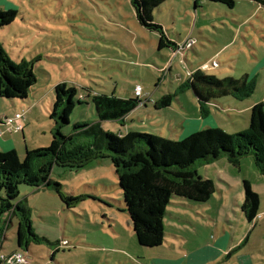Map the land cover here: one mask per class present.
Segmentation results:
<instances>
[{
	"label": "rangeland",
	"instance_id": "rangeland-1",
	"mask_svg": "<svg viewBox=\"0 0 264 264\" xmlns=\"http://www.w3.org/2000/svg\"><path fill=\"white\" fill-rule=\"evenodd\" d=\"M132 1L0 0V11H17L15 21L0 28V43L14 63H33L37 80L25 100L0 97V120L23 115V134L0 123V141L12 140L21 161L26 146L50 145L54 87L61 83L75 87L83 99L62 128L65 135L76 123L97 121L93 95L128 99L136 86L147 106L128 114L125 125L104 122L105 131L178 141L207 128L227 135L247 130V107L264 104V7L248 0H235L234 8L207 0H166L152 12L154 23L178 47L192 43L175 55L172 46L158 49L159 34L138 23ZM196 69L219 79L248 75L255 79V91L245 100L217 99L210 115L202 117L192 91L180 88ZM163 96L173 97L172 106L156 109ZM195 167L197 175L214 180L212 199L203 207L172 199L163 247L143 248L135 239L110 158H96L81 169L57 164L51 179L60 193L45 187L33 195L34 188L20 186L17 201L27 207L33 233L41 238L20 251L26 258L32 253L38 264H264V176L253 157L244 156L238 167L226 157ZM244 179L260 193L259 214L252 222L241 210ZM80 195L97 200L64 201ZM110 202L113 210L107 207ZM2 218L9 220L8 215ZM17 221L13 216L11 228H3L9 240L1 255L16 246Z\"/></svg>",
	"mask_w": 264,
	"mask_h": 264
},
{
	"label": "trees",
	"instance_id": "trees-1",
	"mask_svg": "<svg viewBox=\"0 0 264 264\" xmlns=\"http://www.w3.org/2000/svg\"><path fill=\"white\" fill-rule=\"evenodd\" d=\"M166 0H133L132 5L138 23L149 31L159 34L158 49L176 44L167 38L163 27L154 23L152 12ZM234 8L235 0H207ZM264 7V0H248ZM17 11H0V28L12 24ZM33 63H14L0 43V97L6 100H25L36 84ZM181 91L191 90L196 98L201 115L207 117L216 100L232 97L245 100L255 91V79L243 75L219 79L197 69L189 74L180 85ZM55 99L50 119L55 127L48 147L30 149L21 161L15 149L0 152V226L2 216L13 214L18 218L17 244L28 249L30 243L40 239L33 233L29 211L22 201H17L21 185L31 188L54 187L60 193V185L53 183L51 172L55 165L85 168L96 158L107 157L116 167L125 210L132 223L137 243L146 248L163 245L164 218L172 199H184L201 206L207 205L215 193L216 186L211 179L197 175L196 165L214 162L226 157L238 167L240 159L251 155L260 175L264 176V104H256L249 111V124L245 132L227 135L217 129L196 131L182 140L174 141L149 133L129 131L116 135L105 131L104 122H123L125 117L138 106L146 105L135 95L123 99L115 95H93L97 121L76 123L69 135L62 128L69 124L70 115L76 104H82L75 87L65 83L54 87ZM171 96H163L155 102L156 109L172 105ZM4 119L0 120L4 124ZM24 129V128H23ZM22 134L24 130L21 131ZM244 202L241 210L252 222L259 214L260 196L248 180L243 181ZM97 200L95 196H65L64 201L80 202ZM113 205V204H109ZM70 206V205H69ZM124 211V210H123ZM0 229V247L4 241Z\"/></svg>",
	"mask_w": 264,
	"mask_h": 264
},
{
	"label": "crops",
	"instance_id": "crops-1",
	"mask_svg": "<svg viewBox=\"0 0 264 264\" xmlns=\"http://www.w3.org/2000/svg\"><path fill=\"white\" fill-rule=\"evenodd\" d=\"M171 41V40H170ZM175 46H172L173 48H175V50L177 49V47H178V44L175 42ZM170 47H171V45H170ZM197 70V69H196ZM195 71V70H194ZM256 103V102H255ZM255 103H253L252 105L254 106L255 105ZM217 105V104H216ZM252 105H249V107H247V108H250L251 109V106ZM147 106V103H146V105L144 106V107H146ZM172 106V105H171ZM170 106V107H171ZM252 106V107H253ZM249 109V110H250ZM203 117V116H202ZM126 117H125V119H124V121L123 122H121L123 125H125L126 124ZM127 132H129V131H127ZM177 132H178V130H177ZM121 135H123L122 133H120ZM192 134V133H191ZM185 135L186 134H182L181 136L183 137H185ZM11 149H15L16 151H17V148H16V146H15V144H14V142H12V140L11 141H5V140H1L0 141V152H5V151H9V150H11ZM18 152V151H17ZM203 178H205V179H211V178H209V177H203ZM211 180H213V179H211ZM245 180V179H244ZM243 180V181H244ZM214 181V180H213ZM214 184H215V182H214ZM216 186V185H215ZM35 189V192H31L30 194H33V195H35L36 193H38V192H40V190H42L43 188H34ZM37 191V192H36ZM254 191H256L255 189H254ZM258 194H260L258 191H256ZM260 196V195H259ZM112 201V200H111ZM111 203V202H110ZM110 203H108V206L107 207H109V209L110 210H113L114 209V207H113V205H109ZM112 204V203H111ZM172 205V204H171ZM203 206H206V205H203ZM203 206H201V205H199L198 207H203ZM119 212V211H118ZM124 213V212H123ZM6 215H8L9 216V220H8V222H7V218H3L2 219V225L0 226V229H3L4 228V230H8V229H10L11 228V219H12V217L13 216H15V215H13V214H6ZM16 217V216H15ZM112 218H113V216H111ZM113 220V219H112ZM18 222V221H17ZM32 223V222H31ZM32 224H34V223H32ZM16 225L18 226V224L16 223ZM113 228V227H112ZM37 235V234H36ZM38 236V235H37ZM118 235L117 234H115V236L114 237H117ZM39 237V236H38ZM4 241H3V243H2V245H1V247H0V250H2V249H4V247H6L7 246V241L9 240V238H8V234L7 233H5V231H4ZM40 238V237H39ZM41 239V238H40ZM42 239H44L45 240V238H42ZM46 240H48V239H46ZM51 240V239H50ZM50 240H48V243H50V244H54V243H57L58 241L57 240H53V241H50ZM139 245V244H138ZM140 246V245H139ZM140 247H142V246H140ZM160 247H163V245L162 246H160ZM29 249H30V246L28 247ZM143 248H146V247H143ZM159 248V247H158ZM20 249H22L21 247H19V245L17 244V241H16V246H15V248H13L12 250H8L5 254H7V255H9V254H12V253H15V252H21L20 251ZM0 254H2L1 252H0ZM31 261H29L28 259ZM26 259H27V264H38L37 263V261H35V260H33V254L32 253H30V255H29V257H27ZM93 263V262H92ZM0 264H6V263H2V262H0ZM93 264H96V263H93Z\"/></svg>",
	"mask_w": 264,
	"mask_h": 264
},
{
	"label": "built area",
	"instance_id": "built-area-1",
	"mask_svg": "<svg viewBox=\"0 0 264 264\" xmlns=\"http://www.w3.org/2000/svg\"><path fill=\"white\" fill-rule=\"evenodd\" d=\"M192 43H187L182 47H177V49L173 52L175 55L178 52H182L184 49H188ZM142 88L140 86H136L134 89V95L138 98L143 96ZM23 115L20 113H16L12 117H5L4 124L11 126L15 131L21 132L23 130L22 125ZM0 262L6 264H27V259L23 255L22 252H15L9 255H1L0 254Z\"/></svg>",
	"mask_w": 264,
	"mask_h": 264
}]
</instances>
